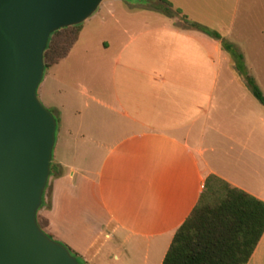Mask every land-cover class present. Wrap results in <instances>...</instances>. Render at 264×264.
<instances>
[{"label":"crops","instance_id":"crops-1","mask_svg":"<svg viewBox=\"0 0 264 264\" xmlns=\"http://www.w3.org/2000/svg\"><path fill=\"white\" fill-rule=\"evenodd\" d=\"M164 1L179 16L148 11L141 0L103 2L37 91L59 119L56 172L37 221L41 214L53 239L57 224H71L61 192L84 197L94 186L105 240L90 260L82 257L87 264H162L209 176L264 203V107L219 41L178 23L228 12L217 33L264 95V0ZM96 149L95 169L86 165ZM247 264H264V234Z\"/></svg>","mask_w":264,"mask_h":264},{"label":"water","instance_id":"water-1","mask_svg":"<svg viewBox=\"0 0 264 264\" xmlns=\"http://www.w3.org/2000/svg\"><path fill=\"white\" fill-rule=\"evenodd\" d=\"M109 0H0V264H79L40 228L57 123L40 102L51 34Z\"/></svg>","mask_w":264,"mask_h":264},{"label":"trees","instance_id":"trees-1","mask_svg":"<svg viewBox=\"0 0 264 264\" xmlns=\"http://www.w3.org/2000/svg\"><path fill=\"white\" fill-rule=\"evenodd\" d=\"M141 2L147 10L171 18L180 14L173 12L169 3L164 0ZM178 23L219 41L222 50H228L252 96L264 107L262 91L247 74L245 67L239 66L243 57L232 44L226 42L219 33L188 21L185 16L180 17ZM81 27L82 24L51 34L44 52L45 69L68 55L78 40ZM55 119L58 126L59 119L56 116ZM50 171V176L56 172L53 160ZM43 203L44 196L41 207ZM38 224L44 229L45 224L40 221ZM263 234L264 203L215 176H209L196 207L177 229L162 264H247ZM68 251L79 264H87L71 250Z\"/></svg>","mask_w":264,"mask_h":264},{"label":"rangeland","instance_id":"rangeland-1","mask_svg":"<svg viewBox=\"0 0 264 264\" xmlns=\"http://www.w3.org/2000/svg\"><path fill=\"white\" fill-rule=\"evenodd\" d=\"M127 1V3H136L138 0H124ZM228 3V1H227ZM229 10V6L226 4ZM225 7V5H224ZM226 7V10H227ZM151 11V10H148ZM219 19H212L210 17L203 19L202 23L200 24L212 31L219 32L221 30L220 28H225L228 25L229 17L228 12H222L219 14ZM218 18V17H216ZM227 42V39H225ZM225 57L230 56L228 53V50H224ZM50 68L45 69V74H48ZM254 99V98H253ZM255 102L258 104V101L255 100ZM43 106L47 108L51 113L52 111L44 105V103L41 101ZM65 143V136L62 138L59 151L61 149L65 150L63 147ZM95 156L93 157V163L86 166H92V168H97L99 166V163L97 162L100 156V150L96 149ZM75 167H83L84 165H74ZM77 184L79 182V177H76L75 181L73 183ZM61 182H57L56 185L60 187ZM49 180L47 183V186L45 188L44 195L48 197V193L50 191ZM89 191L86 192L84 197H80L79 190L74 191L71 188H67L65 193L61 192L60 195H63L62 197V204L61 208L62 211L68 216L70 219L69 226H65L64 224H57L55 226V233L52 234L53 239L56 242L61 243L65 247H67L73 254H76L78 258L82 259V257H87L89 260L92 258L93 253L96 251L98 246H100L104 240L105 236H100L101 231L105 227L106 218L100 208L99 202L97 200L96 196V190L94 186H90L87 188ZM49 212V208L47 210V213ZM63 213V214H64ZM39 219L42 224L44 223V220L39 214ZM61 235V237H57L58 235ZM89 242L95 241V248L93 250L89 249L88 246ZM111 248V243L106 245V247L102 250V256L103 259L106 256V253ZM101 261L98 259H94L89 264H100Z\"/></svg>","mask_w":264,"mask_h":264}]
</instances>
